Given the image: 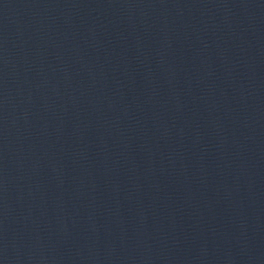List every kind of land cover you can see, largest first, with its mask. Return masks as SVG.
I'll use <instances>...</instances> for the list:
<instances>
[{"label":"water","instance_id":"95a60500","mask_svg":"<svg viewBox=\"0 0 264 264\" xmlns=\"http://www.w3.org/2000/svg\"><path fill=\"white\" fill-rule=\"evenodd\" d=\"M0 264H264V0H0Z\"/></svg>","mask_w":264,"mask_h":264}]
</instances>
